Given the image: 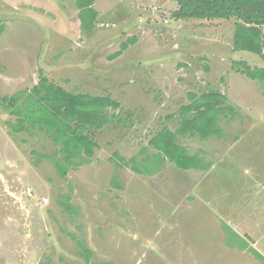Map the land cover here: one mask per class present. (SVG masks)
I'll return each instance as SVG.
<instances>
[{
    "label": "rangeland",
    "instance_id": "obj_1",
    "mask_svg": "<svg viewBox=\"0 0 264 264\" xmlns=\"http://www.w3.org/2000/svg\"><path fill=\"white\" fill-rule=\"evenodd\" d=\"M106 1L84 30L75 0H0L1 95L31 89L42 71L70 91L121 103L117 118L91 130L92 162L66 177L42 155L56 150L45 131L13 133L7 121L16 116L0 105V264H264L249 250L220 248L226 223V242L247 239L264 255V81L239 71L264 58L233 48L235 19H176L175 0ZM210 90L235 109L220 119L223 135L179 138L210 168L117 165L152 154L140 152L179 125L190 92ZM67 195L70 210L60 204Z\"/></svg>",
    "mask_w": 264,
    "mask_h": 264
},
{
    "label": "trees",
    "instance_id": "obj_2",
    "mask_svg": "<svg viewBox=\"0 0 264 264\" xmlns=\"http://www.w3.org/2000/svg\"><path fill=\"white\" fill-rule=\"evenodd\" d=\"M177 7L171 16L176 19H235V31L232 39L235 50H245L264 58V0H175ZM80 8L82 28L94 29L97 25L98 11L93 7L94 0H76ZM91 12L87 19L85 12ZM137 42V37L122 42L121 48L111 58L115 59ZM242 66V65H240ZM41 71V70H40ZM251 79L264 81V67L245 64L239 68ZM228 96L217 90L201 94L190 92V102L181 106L179 125L175 129L169 126L157 131L149 139L148 145L141 149V154L153 148L152 154H146L143 161L138 156L126 159L119 156L118 166L132 167L137 173L156 172L149 170L150 164L158 167L170 161L182 169H208L212 163L205 161L199 154L189 153L187 147L180 143L179 138L187 134L208 138L221 137L223 128L220 125L222 116L234 113L233 106L227 103ZM0 105L16 120H8L13 133L29 132L40 128L52 139L56 150L42 154L51 160L62 177H66L70 169H77L91 163L99 148V143L91 134V130H101L119 115L120 101L111 95H93L74 92L50 80L43 72L29 90L14 94H0ZM140 154V155H141ZM122 186V185H120ZM60 200V204L70 210V196ZM224 230L229 234L230 226L224 223ZM241 238L240 236L238 239ZM237 244L227 242L231 247L249 250L257 259L264 263V255L247 239ZM84 246V245H83ZM82 254L90 261L91 251L85 245ZM47 264V263H40Z\"/></svg>",
    "mask_w": 264,
    "mask_h": 264
},
{
    "label": "crops",
    "instance_id": "obj_3",
    "mask_svg": "<svg viewBox=\"0 0 264 264\" xmlns=\"http://www.w3.org/2000/svg\"><path fill=\"white\" fill-rule=\"evenodd\" d=\"M99 1H101V0H99ZM98 0H94V3H93V7L99 12V8L97 7V4H98V2H99ZM103 1H105L106 3L108 2V1H106V0H103ZM75 2H76V0H75ZM74 9H76V10H79L78 8H74ZM97 23H98V17H97ZM223 246L222 247H220L221 248V250H223L224 248L226 249H224L225 250V252L226 253H229V251H235V252H239V248L238 247H231V246H229V244L226 242V239H225V241H224V243L222 244ZM242 249H240V251H241ZM234 252V253H235ZM212 262H206V264H243V261H240V260H238V259H235V258H233V260H229V259H227V258H225L224 260H211Z\"/></svg>",
    "mask_w": 264,
    "mask_h": 264
}]
</instances>
